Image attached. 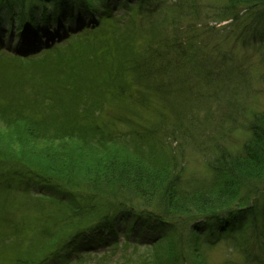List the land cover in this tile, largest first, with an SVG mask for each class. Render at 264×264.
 <instances>
[{
	"label": "trees",
	"instance_id": "obj_1",
	"mask_svg": "<svg viewBox=\"0 0 264 264\" xmlns=\"http://www.w3.org/2000/svg\"><path fill=\"white\" fill-rule=\"evenodd\" d=\"M197 1L183 0L176 11V1L165 6L164 0H0V57L39 58L51 70L33 75L28 97L15 99L22 108L0 123V138L9 140L0 146V194H27L25 185L44 207L25 234L1 212L0 264H83L80 258L90 254L105 256L95 264H202V249L226 240L250 264L258 240L264 249V109L252 113L242 145L212 154L210 177L202 182L182 178L160 138L165 125L145 126L137 117L151 96L182 108L177 101L191 90L174 83L180 70L191 74L187 39L176 30L168 39L163 25L137 44L139 17L166 10L181 20ZM224 8L220 20L237 21L243 12L252 37L264 36V0H226ZM48 26L65 36L43 46L36 34ZM29 34L37 49L24 56L13 42ZM166 78L174 93H165ZM41 98L66 102L23 107ZM113 110L119 117L110 119ZM126 114L133 118L124 121ZM100 115L110 124L97 126ZM89 127L95 138L87 140ZM31 141L43 145L41 155L27 151Z\"/></svg>",
	"mask_w": 264,
	"mask_h": 264
},
{
	"label": "rangeland",
	"instance_id": "obj_2",
	"mask_svg": "<svg viewBox=\"0 0 264 264\" xmlns=\"http://www.w3.org/2000/svg\"><path fill=\"white\" fill-rule=\"evenodd\" d=\"M156 1L158 0H153V2ZM174 1H176L175 4H173ZM197 2L198 5L195 2L181 20L175 15L176 12L167 16L166 10L150 13L149 19H146V14L143 17L141 15L139 19L142 20L136 24L139 28L140 39L134 38V41L139 44V42L150 39L153 31L163 29V25L167 27L164 29L168 34V39L176 30L179 32L178 39H187L188 41L183 49L185 52L184 62L191 74L187 76L185 71L180 70L181 74L174 82H182L180 86L191 88L186 96L177 101L178 105L185 103L186 106L180 108L151 96L150 103L147 107L144 106L146 107L144 110H140L137 117L145 126L155 121L161 125L164 124L166 128L160 131V138L165 140L166 148L170 149L177 161L178 168L182 169V178L202 182L207 181L210 177L208 164L213 158L212 154L218 151L222 152L225 148L235 150L240 144L242 145L249 135L246 125L252 118V113L264 109V42H257L256 39H253L250 28L246 26L248 20L242 14L243 12L239 14L237 21L220 20L226 16V9L228 10L227 7L224 8L226 0H198ZM171 3L175 5L176 11L183 10V0H164L165 6ZM172 16L173 18H171ZM60 34L61 31L57 30L51 36H60ZM154 49L158 50L159 48ZM175 59L172 56L169 63H175ZM26 66L30 69V75L28 69H25ZM173 70L174 68L169 69V74H173ZM40 71L43 72V75L51 72L49 67L41 65L39 58L35 62L24 61L21 63L19 60L6 56L0 57V123L8 124L5 119L7 117L10 119L9 116L22 108V105H18L19 103H16L15 99L28 97L30 88L34 86L32 79ZM209 77H212L211 80H215V78L216 80L207 84L206 79ZM161 82L164 83L163 80ZM165 82L167 86L165 93L170 90L174 93L175 91L168 83V78L165 79ZM84 97L90 101L87 96ZM50 100L48 103L41 98L37 106L28 104L23 107L42 110V108H49L52 105L60 106L66 102L64 99ZM73 101L77 104L75 99ZM126 107L123 108L126 109ZM102 109V111L108 112L107 107L103 106ZM110 113L108 116L110 119L119 117V113L117 114L115 110ZM130 115L122 116L123 120L133 118ZM157 115L158 120H155ZM99 117L102 119L95 122L97 126H103V122L110 124V119L106 118L107 116L100 115ZM93 128L94 126H92ZM92 129L91 127L87 129L88 133L85 134L87 140L90 137L95 138V130L92 132ZM108 135L112 136L109 129ZM8 141H3L0 138V146L2 144L9 145ZM28 144L29 148L26 149L32 154H39V149L43 146L39 141H31ZM4 157L0 153V158ZM22 187L24 190L27 189V194L3 190V194H0V214L6 212V216L18 221L19 228L22 226V233L25 234L30 233V230L36 225V217L44 214V207L36 204L37 201L33 200L36 198L33 197L34 188L29 191L27 186L23 185ZM36 189L38 191V186ZM262 202L264 200H261L259 205ZM235 245V242L226 240L213 247H205L202 249V264H242L244 253L242 256L240 251L233 249L232 246ZM258 245V249H255L256 255L248 248L251 252L247 262L250 264H264V249L261 240H258ZM98 260L99 258L94 257L81 259L83 264H95L99 262Z\"/></svg>",
	"mask_w": 264,
	"mask_h": 264
}]
</instances>
